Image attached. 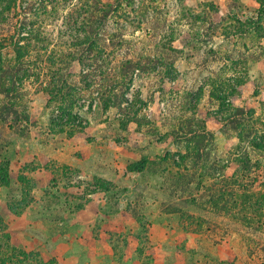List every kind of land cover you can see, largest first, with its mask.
<instances>
[{
  "label": "rangeland",
  "instance_id": "374dc122",
  "mask_svg": "<svg viewBox=\"0 0 264 264\" xmlns=\"http://www.w3.org/2000/svg\"><path fill=\"white\" fill-rule=\"evenodd\" d=\"M58 1L59 7L28 0L24 12L20 1L15 11L6 10L9 0H0V185L9 188L11 197L22 191V204H28L32 190L45 186L44 177L29 176L41 167L50 170L58 183L87 187L89 195L85 193L73 204L76 210L84 198L100 194L91 201L104 205L103 212H112L107 208L117 201L126 207V188L117 190L101 178L88 182L83 174L45 159L39 163L33 159L23 169L16 161L19 141L26 143L28 149L20 153L27 156L34 151L31 139L41 135L49 141V129L61 145L70 138L89 141L87 128L100 124L106 133L104 140L117 147L128 151L145 147L138 152V161L124 160L119 166L141 175L133 198H144L149 204L158 201L159 207L148 206V211L176 214L182 225L201 232L207 240L228 241L232 250L227 264H264V207L256 201L249 210L242 203L244 185H251L256 193L263 189L264 155L252 151L250 172L237 177L244 185L237 191L241 206L236 210L226 184L227 178L245 174L241 172L243 159L237 157L247 152L248 142L241 143L235 127H244L248 121L244 113L249 112L257 127L264 122V0H103L117 12L100 22L102 45L111 49V40L116 47L114 55L94 59L88 79L82 78L77 61L66 69L78 48L73 38L84 33L80 28L88 2ZM27 34L29 40L24 38ZM24 44L29 45L27 74L20 70L15 54ZM126 60L137 65L127 81L126 97L132 105L103 110L99 89L114 82L110 69L118 73L125 69ZM53 61L65 69L63 75L72 84L92 85L81 93V106L75 109L85 121L81 126L57 123L62 112L50 108L48 96L39 91L37 77L48 73L46 81L51 80L54 67L47 64L49 69L38 71L37 66ZM9 68L17 72H8ZM116 80L123 82L120 77ZM75 157L82 158L80 154ZM219 174L224 178L218 179ZM218 198L216 205L221 209L215 211L212 206ZM60 200L64 201L53 194L50 201L60 205ZM134 208L130 213L139 217L141 211ZM55 210L52 215L58 221L63 209ZM140 223L138 238L145 248L147 225L142 219ZM12 239L0 214V264L24 263L22 250ZM26 261L37 263L34 255Z\"/></svg>",
  "mask_w": 264,
  "mask_h": 264
},
{
  "label": "crops",
  "instance_id": "0c3cea01",
  "mask_svg": "<svg viewBox=\"0 0 264 264\" xmlns=\"http://www.w3.org/2000/svg\"><path fill=\"white\" fill-rule=\"evenodd\" d=\"M49 131V141L41 135L30 136L34 151L27 156L20 153L28 149L26 143L18 142L19 168L23 169L33 159L38 163L45 159L49 164L66 165L72 172L83 174L88 182L101 178L117 190L126 188L129 204L126 207L119 201L113 207L108 204L107 209L112 212L105 213L104 205L95 206L91 201L100 194L93 199L83 197L84 204L76 210L73 204L89 191L87 187L58 183L50 170L41 167L31 174L26 172L35 180L45 179L44 187L32 190L28 204H22V191L11 197L9 188L0 185V214L19 251L34 255L41 264H145L146 261L149 264H227L232 250L228 241L207 240L201 232L182 225L176 214L146 209L157 208L158 201L149 204L144 198H133L141 175L128 169L122 171L119 164L124 160L138 161L143 145L135 151L117 147L112 141L104 140L106 133L100 124L87 128L89 141L70 138L61 145L57 135ZM164 147L161 148L164 150ZM76 154L82 158L75 157ZM53 194L64 201L60 200V205L50 201ZM59 207L63 210L57 221L52 213ZM134 207L141 211L139 217L130 213ZM141 219L147 225L145 248L138 238Z\"/></svg>",
  "mask_w": 264,
  "mask_h": 264
},
{
  "label": "trees",
  "instance_id": "16d2710c",
  "mask_svg": "<svg viewBox=\"0 0 264 264\" xmlns=\"http://www.w3.org/2000/svg\"><path fill=\"white\" fill-rule=\"evenodd\" d=\"M19 1L21 2V6L25 12L27 8L25 7L24 4L28 0H9L8 7H6L7 8L6 10L13 9L17 11L21 7L19 4ZM44 1L46 3H50L51 5L55 4L57 7H59L58 0H44ZM66 1L67 0H65V2ZM87 2H88V5L87 4L86 5L89 7L86 12L88 14L85 20L82 22L83 28L82 27L80 28L83 30L84 33L79 36L76 35L73 38L74 39L73 45L75 47L77 46L78 48L75 51V53H73L74 56L69 61L70 63H68V67L66 68L69 71L71 65L77 61L81 65V68H82L81 76L83 79H88L90 76H92L90 68L92 66V62L94 61V59L98 60V59H103L104 57L111 55V54L114 55L113 49L116 47L115 43L111 40L109 44V47L111 49L103 46L102 45L103 39H101L102 34L99 33L100 28H101L100 22L103 23L109 17V15L117 12L116 8L110 5L109 3L108 4L104 3L103 0H87ZM29 36L30 35L27 34L26 37L24 38L29 40L30 39ZM28 47L29 45H26V44L19 45L15 53L16 59H18L17 63L19 65V68L20 70H24L25 74L30 72V68L28 66L29 63L25 61L26 60L25 57L28 54ZM78 52H80L81 54L78 55V57H75V55ZM47 64L54 67L53 70L51 71L52 79L46 81V77L48 73H43L42 75L40 74V76L37 77V80L39 82L38 84L41 86L39 91L41 93H45L48 96V106L50 108H53L59 112H62V116H61L62 118L57 123H62L63 126L65 125L81 126V124L85 121L83 120L81 115H78L77 113H75V109L77 106H81L79 105L81 93L84 90L91 89L92 85L86 84L83 87H78L77 85L69 82L68 80L69 77H64L63 75L65 69L63 67H58L59 66L58 62L57 63L54 61L50 63L46 62L42 66L38 65L37 70L43 71L44 69H49V66H47ZM136 66L137 65H135V63L132 60H126L123 63V68L125 69L123 70L120 69L118 73H116L117 71L116 69H110L109 72L113 71L112 73L113 76L111 77V80H114V82L109 85H101L99 89V95L101 96L100 97L101 106L103 110L104 109L108 110L110 108H119L122 106V104H127L128 106L132 105V101H130L126 97L127 92H129L130 90V85L129 83H127V81L131 80L132 74L137 69ZM145 70L146 69L141 68L140 71H145ZM8 72L14 73V72H17V70L9 68ZM103 74L104 76H106L107 72L104 71ZM15 76H16L15 74L12 75V78H11L12 82ZM70 76H72L71 73H70ZM44 77H45V81H44ZM119 77L123 79L122 84L120 82L118 83L117 82L118 80H116ZM8 92H10V90ZM123 97L124 99H122ZM96 104H97L96 107L98 108L99 102H97ZM244 115H246L248 118L247 123L244 125V127H242V129H239L238 127L239 125H237L235 129H237L236 131L239 130L238 134H239L241 143L246 142V140L248 142L247 152L244 151L243 154L241 152L240 153L241 155L239 154L237 157V158L242 157L243 159L242 160L243 165H241V168L243 170H241V172L243 171L245 174L244 175L238 174L236 177L226 179L228 181L226 182V184H229V187H230L229 188L230 191L228 194H232L233 198H235L232 203L233 204L232 208H234L235 210L236 208H240L241 206V204L238 202L239 199L237 198V191H239L241 188L243 189L241 185L243 184V182L240 184L241 180L238 179L237 177L242 178L243 176H247L246 173L250 172L251 170L250 164L252 163L250 154L252 153V151L255 152L256 155L257 154L261 155V157L262 155H264V122H260V127H257L256 123L254 122L251 112L244 113ZM86 124H88V122H86ZM203 132L205 133L206 131L203 129ZM244 149L246 148L243 147V150ZM182 158L184 159V157ZM217 177L218 179L224 178V176L221 174L217 175ZM244 187L247 188V189H244L245 194L243 195L244 199L242 201V203L244 204V207L248 208L249 210H252V207L256 201L257 202L260 201L261 203L260 207H264V184L262 187L263 189L259 193L252 191L253 190L252 186L249 184L244 185ZM218 200H220V198H218L214 206H212L213 210L215 211L221 209L217 207ZM244 226L247 227L249 225H246L245 223ZM5 236H6L7 241L11 240L10 235H5ZM20 255L22 256L24 263H22L23 261H20L19 263L28 264L26 260L31 255H27L23 251H20ZM2 264H5V263H2ZM36 264H41V263L38 260Z\"/></svg>",
  "mask_w": 264,
  "mask_h": 264
}]
</instances>
